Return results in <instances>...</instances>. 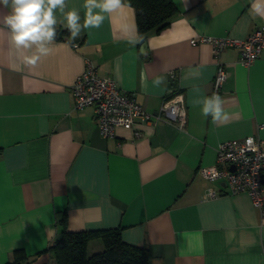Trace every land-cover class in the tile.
<instances>
[{
  "label": "crops",
  "instance_id": "obj_1",
  "mask_svg": "<svg viewBox=\"0 0 264 264\" xmlns=\"http://www.w3.org/2000/svg\"><path fill=\"white\" fill-rule=\"evenodd\" d=\"M172 1L170 24L142 38L122 0L99 28L56 37L34 66L23 61L34 48L10 44L2 22L9 9L0 5V264H58L50 247L64 226L121 227L124 241L149 249V264H264V216L250 196L198 172L214 166L224 140H264V55L245 65L235 47L214 54L207 43H190L198 34L244 38L264 18L251 0ZM67 3L83 23L84 0ZM133 24L135 45L123 29ZM88 62L154 115L179 88L185 125L156 120L102 136L95 108L74 107L70 91ZM219 66L226 122L194 103L212 96ZM208 188L218 194L206 197ZM90 245L103 247L99 238Z\"/></svg>",
  "mask_w": 264,
  "mask_h": 264
},
{
  "label": "built area",
  "instance_id": "obj_2",
  "mask_svg": "<svg viewBox=\"0 0 264 264\" xmlns=\"http://www.w3.org/2000/svg\"><path fill=\"white\" fill-rule=\"evenodd\" d=\"M190 43H207L214 54L226 47H235L239 50L240 62L249 65L264 55V25L255 28L244 38L198 34L190 39ZM224 78L225 72L219 66L214 77L212 96L219 94ZM70 91L74 107L95 108L100 133L107 138L113 137L119 126L154 123L156 120L176 122L180 127L186 123V104L179 88L163 100L159 112L154 115L138 103L132 94L122 91L115 79L100 75L90 62L76 76ZM140 134V131H135L136 136ZM198 172L211 181L224 180L233 194L247 193L264 216V140L260 137L251 134L220 142L214 166L200 167ZM217 194L214 188H208L205 196L214 197Z\"/></svg>",
  "mask_w": 264,
  "mask_h": 264
},
{
  "label": "clouds",
  "instance_id": "obj_3",
  "mask_svg": "<svg viewBox=\"0 0 264 264\" xmlns=\"http://www.w3.org/2000/svg\"><path fill=\"white\" fill-rule=\"evenodd\" d=\"M0 5L9 9L2 22L8 30L10 44L17 52L35 49L32 55L23 57L25 64L33 66L42 56L49 54V45L56 41L59 26L66 28L70 39L75 40L83 30L99 28L106 13L110 14L125 6L122 0H84L81 23L80 11L76 8L67 10V0H0ZM251 10L264 18V0H251ZM123 29L129 36V43L135 45L139 42L134 24L124 25ZM162 82L157 79L154 83L160 85ZM194 103L201 106L202 115L211 116L213 122H226L229 119L219 95L197 99Z\"/></svg>",
  "mask_w": 264,
  "mask_h": 264
},
{
  "label": "trees",
  "instance_id": "obj_4",
  "mask_svg": "<svg viewBox=\"0 0 264 264\" xmlns=\"http://www.w3.org/2000/svg\"><path fill=\"white\" fill-rule=\"evenodd\" d=\"M128 1L135 10L137 30L142 38L167 27L176 14L172 0ZM57 30V37L69 34L67 29ZM95 238L102 241L103 247L89 254L88 244ZM50 249L58 264H149L150 259L147 247L123 240L121 227L71 231L64 226Z\"/></svg>",
  "mask_w": 264,
  "mask_h": 264
},
{
  "label": "rangeland",
  "instance_id": "obj_5",
  "mask_svg": "<svg viewBox=\"0 0 264 264\" xmlns=\"http://www.w3.org/2000/svg\"><path fill=\"white\" fill-rule=\"evenodd\" d=\"M100 242V241H99ZM92 248H93V245H90L89 248H88V253H92Z\"/></svg>",
  "mask_w": 264,
  "mask_h": 264
},
{
  "label": "water",
  "instance_id": "obj_6",
  "mask_svg": "<svg viewBox=\"0 0 264 264\" xmlns=\"http://www.w3.org/2000/svg\"><path fill=\"white\" fill-rule=\"evenodd\" d=\"M234 167L232 166V169H233Z\"/></svg>",
  "mask_w": 264,
  "mask_h": 264
}]
</instances>
